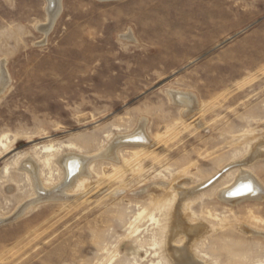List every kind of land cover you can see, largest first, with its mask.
Listing matches in <instances>:
<instances>
[{
  "label": "rangeland",
  "instance_id": "rangeland-1",
  "mask_svg": "<svg viewBox=\"0 0 264 264\" xmlns=\"http://www.w3.org/2000/svg\"><path fill=\"white\" fill-rule=\"evenodd\" d=\"M47 6L0 0V264H156L153 222L133 239L129 222L180 181L192 210L169 212L204 230L171 247L264 264V198H222L243 169L264 189V0H61L49 33ZM169 92L193 95L191 114ZM67 155L89 159L76 188Z\"/></svg>",
  "mask_w": 264,
  "mask_h": 264
},
{
  "label": "bare ground",
  "instance_id": "bare-ground-1",
  "mask_svg": "<svg viewBox=\"0 0 264 264\" xmlns=\"http://www.w3.org/2000/svg\"><path fill=\"white\" fill-rule=\"evenodd\" d=\"M60 1L61 0H47V3H48L47 12H48L49 20H50V26L47 27V29L45 30L47 33L50 32L51 28L54 25V22L56 21V19L58 18L59 14H60V11H61L60 10ZM52 2L55 4V8L51 10L50 9V5L52 4ZM6 75H2L0 77V92L4 90V87L8 83V80H7L8 77L6 78ZM169 95L172 97L174 103L181 105L182 107L181 106L180 107L184 108V109H187V111L189 113L194 110V105L196 103V100H195V97L193 95L175 93V92H169ZM183 112H185V111H183ZM184 114H186V113H184ZM200 122H199V124L203 125V123H200ZM142 125H144V124H142ZM202 125H200V126H202ZM140 130L138 132H135L133 135H130L128 137L126 136L127 139H131L133 146H135L134 144L139 145V146H147L149 144V138L150 137L147 136V134L144 132V130H142V131H140ZM263 141H261V142H263ZM1 145H3L5 151H8L12 147L11 144H3L2 142H1ZM118 145H120V144H118ZM155 145H156V143H155ZM263 145H264V143H263ZM256 146H258V145H255V147ZM260 148H258V149H260ZM258 149H257V151L255 150V152L253 153V155L251 157L249 156L250 158L248 157L249 161L253 160L256 157H262V159H263L262 153H264V152L261 153V152H259ZM51 150H52V148H49L48 152H51ZM106 153L111 154L112 150L110 149ZM59 161L63 165V168H64L63 172L65 173V182L69 186H73V187L76 188V185H77L78 182H81V184H83V178L85 176L89 175L90 164H89V159L88 158L77 156V155H67L65 157L60 158ZM238 163L240 164V162H238ZM231 165H234V163L231 164ZM238 165H237V167H239ZM241 165L242 164H240V166ZM37 166L38 165L34 164L33 162L24 164V167L28 171H30V168L31 169L34 168L36 171H38L39 167H37ZM244 170L245 169L241 170L236 175V177H234V180L232 181L230 186H228L223 191V197L222 198L229 204H232V205L233 204H238V203H241V202H243L245 200H251V201L252 200H255V201L259 200V201H261L264 198V189H262L260 187V185L258 184V182H257L258 179L256 178L257 179L256 180L254 178V176L251 175L252 172L248 173V172H246ZM30 173H31V171H30ZM223 174H225V172ZM36 183H37V189L40 192L42 188L40 189V187H41L40 184L38 182H36ZM178 183L179 184L176 185V189L179 188L178 189V194L181 195L180 199H179V200H181V202H180V204L178 203L179 204L178 210H182L183 209L184 212L187 211V213H188V212H190V210H192V207H191V204L186 203L187 201L185 199V196H186L185 193L187 192V189H185V187L183 185V181L182 182L180 181ZM204 183H206V182H204ZM239 185H241L242 187H246V189L247 188L251 189V193H249L247 196H243V197L229 198V192L232 191L234 188H236ZM201 186H203V185H201ZM64 187H62V188H64ZM174 187L175 186H173V189H175ZM195 188H198V187L195 186ZM199 191H200V189H199ZM42 192H44V191L42 190ZM189 193H191V192H189ZM60 194H63V193L61 192V193H59V195ZM176 194H177V191H176ZM49 197H51V196H49ZM176 199L177 198H175L174 195H172V196L170 195L169 196V194L166 193V196L163 195V197L160 198L158 201H156L155 199L152 200L151 203H153V204H151V206H149L148 208L142 209L135 217H133L130 220L129 229H128L129 236H130V238L133 239L135 236L140 234L141 233V229H140V225L139 224L143 220L149 219L151 222H153V224L155 226L154 229L151 232L148 231L147 233H151V237L150 238L152 239V242H153L152 246L154 247V257L158 258L157 259L158 261L156 262V264H207L206 261L210 260V256H206L205 255V257H206L205 259L200 257V259L202 261H204V262H198V260L194 256V254H192L191 250H189L188 248L187 249L185 247H183V248H173V247L170 246L171 245L170 243L177 241V239L181 240V242H182V241L186 240L185 238H188L190 240V247L192 248L195 245V243L198 241V238L200 237V234H201L202 230H204V226L202 227L201 224L199 226H197L195 224L196 226L194 227V226H188L186 223L182 222V221H184L187 218L190 219V220L192 219V217L190 216L191 215L190 213L189 214H184L181 211L183 214L182 213L179 214V212H176V214H170L168 208H170L171 205H173V203H174V201ZM226 202H224V203H226ZM182 203H184V204H182ZM176 206H177V204H176ZM172 209H173V207H172ZM156 212H160L161 214H159V216H158L156 214ZM193 215H195V214H193ZM252 230L253 229H251V231ZM135 242L136 243L143 242V239H137V240H135ZM186 243H188V242H186ZM188 246H189V244H188ZM250 252H252L251 249H249V251H247V252L245 250H241V252L231 251L229 253V255H230L229 259L230 260L238 259L239 261H240V259L244 260V259H247L249 257ZM151 263L153 264V263H155V261L152 260ZM134 264H139L138 260L135 259Z\"/></svg>",
  "mask_w": 264,
  "mask_h": 264
},
{
  "label": "water",
  "instance_id": "water-1",
  "mask_svg": "<svg viewBox=\"0 0 264 264\" xmlns=\"http://www.w3.org/2000/svg\"><path fill=\"white\" fill-rule=\"evenodd\" d=\"M54 8H55V4L52 2V4L50 5V9L52 10ZM130 142H132V141H130ZM219 177H220V175H217L214 179H212L206 185H204L203 188H207L208 186L213 184ZM203 188H201V189H203ZM249 193H251V189H249V188L246 189V187H242L241 185H239L236 188H234L232 191L229 192V198L243 197V196H247ZM40 194L45 196L44 192H40ZM4 223H6V221H0V226L3 225Z\"/></svg>",
  "mask_w": 264,
  "mask_h": 264
}]
</instances>
